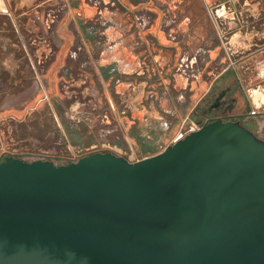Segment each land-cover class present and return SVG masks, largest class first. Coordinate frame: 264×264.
<instances>
[{"label": "water", "instance_id": "1", "mask_svg": "<svg viewBox=\"0 0 264 264\" xmlns=\"http://www.w3.org/2000/svg\"><path fill=\"white\" fill-rule=\"evenodd\" d=\"M0 264H264V140L216 119L143 159L8 157Z\"/></svg>", "mask_w": 264, "mask_h": 264}, {"label": "rangeland", "instance_id": "2", "mask_svg": "<svg viewBox=\"0 0 264 264\" xmlns=\"http://www.w3.org/2000/svg\"><path fill=\"white\" fill-rule=\"evenodd\" d=\"M191 7L197 18L189 19ZM195 7L194 0H115L112 41L101 35L96 45L86 42L85 48L92 52L81 51L80 60L73 55L79 46L78 27L71 26L67 16L65 24H53L43 35L51 54L45 99L58 122L46 124L49 139L33 141L51 149L58 164L69 161L61 157H72L92 144L126 157L133 147L137 154L132 158L143 159L155 152L145 148L139 135L162 133V144H172L186 118L233 85L237 90L228 115L240 117L242 125L264 139V107L257 109L251 96L252 88L264 86V75H259L264 47L254 46L251 34L234 35L231 44L217 41L218 25L203 22ZM37 36L42 37L40 31ZM109 47L110 57L101 58ZM230 50L236 51L235 60ZM230 65L211 90L208 84L202 87ZM231 70L236 75H227ZM35 103L36 99L28 102L25 109ZM40 148L36 152L44 153Z\"/></svg>", "mask_w": 264, "mask_h": 264}, {"label": "flooded vegetation", "instance_id": "3", "mask_svg": "<svg viewBox=\"0 0 264 264\" xmlns=\"http://www.w3.org/2000/svg\"><path fill=\"white\" fill-rule=\"evenodd\" d=\"M78 1L79 0H34L31 4L30 0H0V30L1 28L3 29L0 31V56L6 51H13L16 55L17 64H19L20 67H28L36 81L29 85H25V87H17L15 91H10L6 98L3 93V96L0 97V105L7 104V106L11 108H24L21 115H14L13 113L12 115L11 113L3 112V114H0V162L13 156L24 160L29 158H34V160H50L57 165H63L77 161L81 157L93 152H112L120 155L118 152L110 149V147L92 144L78 150L72 157H61V160L69 161H61L62 163L58 164L59 161L56 160L58 157L51 154V149L46 150L40 148L38 143L33 141H40V139L44 138L49 139L48 125L51 123L52 126L53 123L58 122V117L49 113L47 106L48 102L45 99L47 96L45 90H47L48 87L41 78H39L38 74L49 66V62H47L49 55L46 53L47 50L45 45L48 38L43 36L44 32L48 31L53 24L57 27L61 24H65L67 20L65 16L69 17V24L78 27V32L80 33L78 36L79 46L77 49L73 50V55L77 60L81 58V51H83L82 53L91 55L92 51L90 48H85L86 42H92L96 45L101 42V35H103L105 41H112L114 37V24L113 26H109L104 21L98 22L96 19L85 18L81 23L78 22L77 16L73 15L71 12V8H73ZM194 1L196 4L195 10L200 11L199 16L201 20L206 24L214 22L218 25V28L214 30V37L217 41L221 40L225 44H231V39L235 38L234 35L251 34L253 37L254 34L264 33V0ZM109 5L113 10L115 0H112ZM187 10L190 15L189 19L198 17V13H194L192 7ZM56 11L58 12L57 14L55 13ZM152 13L154 12L152 11ZM230 26H232L233 29L230 32H226V28ZM38 31L41 32L42 37L37 36ZM111 31L112 36L107 37L108 34H111ZM262 43H264V41L260 42L259 45ZM253 45L257 46L258 42L255 40ZM95 50L97 52V49L94 48L93 51L95 52ZM230 51L231 59L235 60L236 51ZM100 56L101 58L110 57V53L108 56L105 48L103 54ZM87 63L89 65V62ZM231 66L232 65L227 67L224 71H221L212 82L214 83L228 69H231ZM2 68L3 67L0 66V72L3 71ZM231 73L235 74V72L231 70L227 75H231ZM259 75H264V59L260 61ZM12 82L14 83V81ZM18 85H20V83ZM211 89L212 86L209 90ZM257 89L259 91H257ZM236 90L237 86L235 87V85L222 88L204 108L197 113H193L192 118H186L179 132H177L175 140L181 136H186L194 129H198L207 122L216 119L240 121V117L228 115L232 107V102L235 101L232 95ZM251 90L253 91L251 96L253 94L252 99L255 107H264V86L259 85ZM41 94L44 95L42 98L40 97ZM34 98H36L34 106L25 109L27 103L33 101ZM227 99H230V101L226 102ZM219 111L220 113H218ZM256 113L257 111H255L254 114ZM164 123L166 124V129L169 130V122L165 121ZM142 136L147 137L145 141L156 143L158 138L162 136V133H156L155 135L152 133H143L140 137ZM60 138L62 139L63 137L61 136ZM140 140L144 141V139ZM167 146L162 144L157 152L152 150V148L150 149V147L146 146L145 148L154 151V154H158ZM37 148H40L39 150L44 153H37ZM126 154L128 157L132 158L137 152L131 147L130 151H127Z\"/></svg>", "mask_w": 264, "mask_h": 264}, {"label": "crops", "instance_id": "4", "mask_svg": "<svg viewBox=\"0 0 264 264\" xmlns=\"http://www.w3.org/2000/svg\"><path fill=\"white\" fill-rule=\"evenodd\" d=\"M111 1L112 0H93V1L79 0L78 3H75V6L71 8V12L73 13V15L77 16V20L80 23L85 18V19H96L98 22L104 21L107 25L113 26V21H115V19H114L113 10L110 8V5H109ZM33 2L34 0H30L31 4ZM2 30L3 29L1 28L0 31ZM110 33L111 34H108L107 37L112 36V31ZM60 43H63L62 39H60ZM109 49L110 48H106V54L108 56L110 53ZM46 53L49 56L51 55L48 53V51ZM0 66L3 67L2 68L3 71L0 72V97L3 96L4 94L6 98L8 93L10 91H15L17 87H21V86L25 87V85H29L31 83L36 82L34 80L35 77L31 73V70L28 69V67H20L19 64H17L16 55L13 51H8V52L6 51L5 53L1 54ZM46 71H47V68L44 71L39 72L38 74H39V78H41V80L47 85V87H49L48 74L46 73ZM207 73H210V72H207ZM12 81H14V83ZM19 83L20 85H18ZM207 84L210 89L213 82H211V84L205 83L203 84L202 87L204 86L207 87ZM200 101H201V98H200ZM21 109L22 108L8 107L7 104L0 105V114H3V113L12 114L13 113L14 115H21V112H22ZM245 119H248V118H245ZM141 139H144V141L142 140L143 141L142 143L145 144V146L150 147V149L152 148V150L156 152L158 148L162 145L161 137L158 138L156 143H153L152 141H145L146 137L144 136H142ZM146 157L148 156H145L143 158H146Z\"/></svg>", "mask_w": 264, "mask_h": 264}, {"label": "built area", "instance_id": "5", "mask_svg": "<svg viewBox=\"0 0 264 264\" xmlns=\"http://www.w3.org/2000/svg\"><path fill=\"white\" fill-rule=\"evenodd\" d=\"M254 113H255V111H254Z\"/></svg>", "mask_w": 264, "mask_h": 264}]
</instances>
